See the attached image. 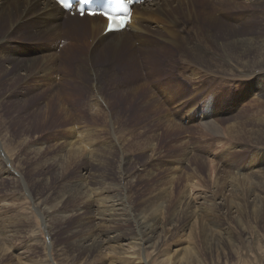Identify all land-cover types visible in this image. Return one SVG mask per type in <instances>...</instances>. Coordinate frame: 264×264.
Wrapping results in <instances>:
<instances>
[{
    "label": "rangeland",
    "instance_id": "374dc122",
    "mask_svg": "<svg viewBox=\"0 0 264 264\" xmlns=\"http://www.w3.org/2000/svg\"><path fill=\"white\" fill-rule=\"evenodd\" d=\"M201 1L194 0L199 9ZM206 8L215 19L216 6ZM242 9L238 24L229 17L239 11L219 24L193 19L207 43L198 48L200 63L184 47L165 48L158 39L167 35L151 22L144 35L157 46L141 52L138 41L122 54L65 47L48 85L0 66L10 68L0 74V264H264V168L248 160L264 156V96L254 85L264 71L248 75L264 64V4ZM86 26L71 34L81 41ZM33 30L19 29L29 41L41 34ZM214 71L233 80L203 78ZM48 105L43 115L30 112ZM37 201L52 210L41 215L32 209ZM148 228L154 247L139 237ZM96 239L101 245L91 252L82 246Z\"/></svg>",
    "mask_w": 264,
    "mask_h": 264
},
{
    "label": "bare ground",
    "instance_id": "6f19581e",
    "mask_svg": "<svg viewBox=\"0 0 264 264\" xmlns=\"http://www.w3.org/2000/svg\"><path fill=\"white\" fill-rule=\"evenodd\" d=\"M223 1H228L229 3H233L231 4V6H228L227 4L223 5L222 7L220 6V4ZM236 1H239L242 3V5L244 7H249L252 4H260L263 3V0H203L201 1L202 5L200 6V9L196 7L194 0H151V2L147 1L144 2L142 4H138V5H133V10L130 16V22L128 24L125 25V28L122 29L121 31L118 32H113V33H108V34H103V30L105 28V21L102 17H89V16H84L83 18H79L76 15H74L73 17H71L67 12L63 11L62 8L53 0H0V66L4 65V62H8V65H11V69H14V72L18 73L17 74V78L18 76H20V72L23 73V75L25 74V77H23V80H27L29 79L28 77H30L33 82L35 84H37L38 86H42L45 83L47 84L49 82V79L47 78L48 73H53L54 72V68L57 69L56 65L59 63V61L57 60V58H55L56 55L61 54L60 52H62V50H65V47H77L78 45H85L88 49L89 48H94L100 52H105V51H111L114 54L118 52V49L123 47L124 45H129L132 46L135 44V42L141 43L140 45V50L142 52V49L144 47H155L157 45H155V41H152L148 38L145 37L144 34H146L147 32H150V26H145V25H149V23L151 22H155L156 23V29L155 31H162L164 32L167 37H161L159 38V42L166 44L167 46L165 48H182L184 47L187 52H189L191 54V56H193V60H195V62H204L205 59H203V53L200 52V49L198 50V48L202 45V44H206V41H204L202 39V37L198 38L196 36V34H198L197 30H198V24L196 25L195 22L193 21V19H199V20H208V22H210L211 24L213 23H221L224 21V14H231L230 12L233 11H239L238 13H234L231 14L232 16L229 17V19L231 20L230 24H238V22L240 20H244L243 18V12L241 10H243V6L240 4H234L236 3ZM263 1V2H262ZM210 8L213 7L216 8L214 9L215 11V15L217 17L214 18H210L209 17V13H208V8H206L207 5ZM217 5H219V7H217ZM228 6V7H226ZM179 8H183L184 10L178 15L174 12L175 9H179ZM240 12H242V14H240ZM245 15V13H244ZM162 16H166V20L165 17ZM161 17L164 19V22ZM222 19V20H221ZM234 19V20H233ZM187 22V26L184 25L185 21ZM233 20V21H232ZM80 21V22H79ZM148 23V24H147ZM76 24L79 25H84L87 24V29L85 31V34L83 35V39L81 41L78 40L77 37H75V34H71L73 31L72 28H75ZM195 24V26H194ZM129 26H132V28H134V34L133 36H130V34L126 33V30L128 29ZM149 27V28H148ZM34 28V30L32 32H36V31H40L41 34H33L32 35V41L29 40H25V36H23L19 29L25 30V29H31ZM258 28V27H257ZM152 30V31H153ZM257 31V30H256ZM264 31V30H263ZM66 32V33H65ZM75 32V31H74ZM182 32H187V34H192L194 33L193 36H191L190 38L186 37H182V38H176V34L179 33L181 34ZM30 33V32H29ZM140 33V34H139ZM65 34V36H64ZM82 34V33H81ZM155 34V33H154ZM262 34V33H261ZM9 36V38H7ZM134 38V39H133ZM254 39V38H253ZM258 39V38H257ZM261 39V38H259ZM263 39V38H262ZM157 40V39H156ZM244 40V39H243ZM256 40V39H254ZM258 41V40H256ZM264 41V40H263ZM130 44H129V43ZM235 42V41H234ZM240 43V42H239ZM259 43V42H258ZM264 43V42H263ZM245 44V43H244ZM247 44V43H246ZM260 44V43H259ZM155 45V46H154ZM258 45V44H257ZM262 45V44H261ZM21 46V47H20ZM143 46V47H142ZM21 48V51L17 50L18 48ZM125 48V47H123ZM161 48V47H159ZM247 48V47H246ZM68 48H66L67 50ZM107 49V50H105ZM132 50V48H130ZM145 49V48H144ZM143 49V50H144ZM255 49V47H254ZM258 49V48H257ZM65 50V51H66ZM93 50V49H92ZM148 50V49H147ZM146 50V51H147ZM256 50V49H255ZM260 50V47L259 49ZM138 51V50H137ZM257 51V50H256ZM261 51H262V47H261ZM110 52V53H111ZM122 52V51H121ZM118 52V53H121ZM144 52V51H143ZM148 53V52H147ZM153 53V52H152ZM41 55V57H34L31 58L32 56L30 55ZM122 54V53H121ZM120 54V56H121ZM129 54V53H128ZM261 54H264L261 53ZM94 55V54H93ZM109 55V54H108ZM118 55V54H117ZM124 55V54H123ZM230 55V54H229ZM233 55V54H232ZM130 56V55H129ZM231 56V55H230ZM238 56V55H235ZM263 56V55H262ZM49 57V58H48ZM78 57V56H77ZM83 57V56H82ZM118 56H116L117 58ZM123 57V56H121ZM227 57V56H226ZM239 57V56H238ZM251 57V56H249ZM88 58V57H87ZM96 58V57H95ZM111 58V57H110ZM133 58L134 55H133ZM192 58V57H190ZM232 58V57H231ZM234 58V57H233ZM253 58V57H252ZM251 58V59H252ZM263 58V57H262ZM86 59V58H85ZM119 59V58H118ZM117 59V60H118ZM127 59V58H126ZM132 59V58H131ZM144 59V58H143ZM156 59V58H155ZM237 59V58H236ZM241 59V58H240ZM250 59V58H249ZM256 59V58H255ZM60 60V58H59ZM84 60V59H83ZM112 60V59H111ZM130 60V59H129ZM229 60V59H227ZM247 60V59H246ZM260 60V58H259ZM88 61V60H86ZM85 61V62H86ZM116 61V60H115ZM159 61V60H158ZM157 61V62H158ZM184 61V59H183ZM235 61V60H234ZM239 61V59H238ZM250 61H253L250 60ZM113 62V61H112ZM123 62V61H122ZM133 62V61H131ZM152 62V61H151ZM155 62V61H154ZM181 62V61H180ZM193 62V63H195ZM231 62V61H230ZM241 62V60H240ZM249 62V61H248ZM255 62V61H254ZM81 63V62H80ZM83 63V62H82ZM106 63V62H105ZM145 63V62H144ZM189 63V62H188ZM192 63V62H191ZM246 63V62H245ZM264 63V62H263ZM84 64V63H83ZM91 64V63H90ZM107 64V63H106ZM154 64V63H152ZM232 64V63H230ZM247 64V63H246ZM252 64V63H251ZM250 64V65H251ZM80 68L83 67V65L79 64ZM170 65V64H169ZM235 65V64H234ZM239 65V64H238ZM237 65V66H238ZM249 65V64H248ZM254 65V63H253ZM252 65V66H253ZM63 66V65H62ZM61 66V67H62ZM140 66V65H139ZM240 66H246V65H240ZM152 67V66H151ZM162 67V66H161ZM250 67V66H249ZM9 66L6 67V69H8ZM89 68V67H88ZM99 68V67H98ZM101 68V67H100ZM141 69V67H139ZM165 68V67H163ZM175 68V67H174ZM183 68V67H182ZM254 68V67H253ZM3 70L0 68V74H6L4 72H6L7 70ZM10 69V68H9ZM8 69V70H9ZM103 69V68H101ZM150 69V68H149ZM187 69V68H185ZM75 71V70H74ZM89 71V70H88ZM186 71V70H185ZM238 71V70H237ZM264 71V64L262 66V68H258V70L256 71H251L248 72L252 75L255 72H261ZM100 72V71H99ZM98 72V74H100ZM108 72V71H107ZM112 72V71H111ZM10 73V72H9ZM72 73V72H71ZM80 72H75V78H72V76L70 77L72 80H76L78 77L77 76ZM86 73V72H85ZM88 73V72H87ZM92 73V72H91ZM94 73V72H93ZM178 73H181L180 71ZM204 73V72H203ZM217 73H221V72H217L214 71L213 74H209L207 72H205L203 74V78L207 79H214L216 77H218L221 81L222 80H227L228 79H232V76H228L230 74H228L227 76H221L218 75ZM235 73V72H234ZM13 74V72L11 73ZM9 74V75H11ZM82 74V73H81ZM90 74V73H89ZM111 74V73H110ZM191 75H195L194 72L190 73ZM233 74V73H231ZM15 75V74H14ZM22 75V76H23ZM51 75V74H49ZM63 75V74H62ZM86 76L88 74H85ZM182 75V74H181ZM186 75V74H185ZM184 75V76H185ZM234 75V74H233ZM56 79V75L52 74L51 77H53ZM189 76V75H188ZM187 76V77H188ZM237 75H234V77ZM255 76V75H254ZM253 76V77H254ZM33 77V78H32ZM68 77V76H67ZM92 77H95L92 75ZM112 77V76H111ZM190 77V76H189ZM195 77V76H194ZM248 77V76H247ZM14 78V77H13ZM12 78V79H13ZM60 78V77H59ZM191 78V77H190ZM252 78V76H251ZM262 78V77H261ZM264 78V76H263ZM262 78V79H263ZM10 82H12L13 80H10V78H8ZM65 79H67L65 77ZM96 79V78H95ZM110 79V77H109ZM195 79V78H194ZM241 79V78H240ZM253 79V78H252ZM19 80V79H18ZM22 80V79H21ZM62 80V79H61ZM144 80V79H143ZM142 80V81H143ZM190 80V79H188ZM196 80V79H195ZM16 81V80H15ZM30 81V80H29ZM78 81V80H77ZM94 81V80H93ZM193 81V80H192ZM250 81V80H249ZM254 81V80H253ZM14 82V81H13ZM19 82V81H18ZM51 82V81H50ZM96 82V81H95ZM135 82V81H134ZM226 82V84H227ZM231 82V81H230ZM22 83V82H21ZM31 83V82H30ZM212 83V82H211ZM229 83V82H228ZM250 83V82H249ZM60 84V83H59ZM97 83H95L96 85ZM130 84V83H129ZM140 86H143L145 83H140ZM225 84V85H226ZM48 85V84H47ZM88 85V84H87ZM135 85V84H134ZM216 85V84H213ZM228 85V84H227ZM238 85V84H237ZM241 85V84H240ZM254 85L256 87L257 90H259V94L264 96V79L262 81H260L259 79L257 81H254ZM26 86V85H25ZM131 85H128V88ZM217 86V85H216ZM220 86V85H219ZM50 87V86H49ZM228 87V86H227ZM36 88V87H35ZM93 88V87H92ZM97 88V87H96ZM45 89V88H44ZM50 89V88H49ZM141 88H139V86H135L130 88L128 91L129 93L135 94V93H139V90ZM143 89V88H142ZM150 90V89H149ZM228 90V89H227ZM239 90V89H238ZM8 91V90H6ZM61 91V90H60ZM95 91V90H94ZM143 91V90H142ZM31 92V91H30ZM153 92V91H152ZM149 92V93H152ZM10 93V92H9ZM55 93V92H54ZM258 93V91H257ZM147 94V93H146ZM145 94V95H146ZM24 95V94H23ZM30 95V94H29ZM35 95V94H34ZM56 95L58 96L59 94L56 93ZM89 95V93H88ZM144 95V94H143ZM3 98H6V95L3 93ZM92 96V95H91ZM150 97H154L153 95H150ZM17 97V96H16ZM90 97V96H89ZM156 97V96H155ZM154 97V98H155ZM158 97V96H157ZM129 98V97H128ZM96 99V98H95ZM150 101V98H148ZM238 99V98H237ZM245 99V98H244ZM60 100V98H59ZM157 100V98H156ZM107 101V100H106ZM147 101V100H146ZM152 101V100H151ZM150 101V103H151ZM154 101V100H153ZM152 101V102H153ZM160 101V100H159ZM158 101V102H159ZM238 101V100H237ZM21 102V101H20ZM60 102V101H59ZM158 102H155L158 104ZM241 102V101H240ZM3 103V102H2ZM25 103V101L23 100V104ZM243 103V102H242ZM22 104V103H21ZM95 104V103H94ZM105 104V103H104ZM156 104V105H157ZM159 104H161L159 102ZM154 105V102L153 104ZM240 105V104H239ZM36 106V105H35ZM97 106V105H96ZM155 106V105H154ZM158 106V105H157ZM24 107V106H23ZM48 107H40L38 109L30 111L33 115H35L34 112L38 113L39 116L45 114L48 110ZM95 107V106H94ZM101 107V106H100ZM161 107V106H159ZM157 107V108H159ZM33 108V107H32ZM98 108V107H97ZM255 108V107H254ZM17 109H19L17 107ZM98 110V109H97ZM159 111V110H157ZM103 112V111H102ZM163 112V111H162ZM36 114V116L38 115ZM42 117V116H41ZM168 116H166L167 118ZM165 118V119H166ZM230 118V117H229ZM1 119V117H0ZM20 119V118H19ZM120 119V118H119ZM170 119V118H169ZM214 121V120H213ZM224 121V120H223ZM229 121V120H228ZM157 122V121H156ZM165 122V121H162ZM167 122H170L167 121ZM207 120L204 121V123H206ZM209 122V121H208ZM257 122V121H256ZM216 123V122H215ZM164 124V123H163ZM168 124V123H167ZM170 124V123H169ZM176 124V122H175ZM221 124V123H220ZM232 124V123H231ZM179 125V124H178ZM206 125V124H205ZM219 125V124H218ZM224 125V124H222ZM221 125V126H222ZM227 125V124H226ZM212 126V125H211ZM230 126V125H229ZM20 127V126H19ZM22 127V126H21ZM202 128V127H201ZM213 128V127H212ZM236 128V127H235ZM24 130V129H23ZM191 130V129H190ZM215 130V129H214ZM121 131V130H120ZM124 131V130H123ZM110 132V131H109ZM240 133V135H236V136H245L244 133L241 134L240 131H238ZM7 133V132H6ZM66 133V132H65ZM120 133V132H119ZM122 133V132H121ZM224 133V132H223ZM232 134V132H230ZM257 133V132H256ZM256 133H254L253 135H255ZM124 134V133H123ZM215 134V133H214ZM259 134V132H258ZM2 136H0V151L1 146H2V141L5 139L6 135L5 134H1ZM247 135L250 139H252V128L250 130L247 131ZM9 136V135H8ZM80 136V135H79ZM256 136V135H255ZM258 136V135H257ZM262 136V135H261ZM264 137V136H263ZM19 138V137H17ZM124 139V138H123ZM222 139V138H221ZM14 140V139H13ZM260 140V139H259ZM86 141V140H85ZM23 142V139H22ZM104 142V141H103ZM198 142V141H197ZM19 143V142H18ZM21 143V142H20ZM103 144V143H102ZM133 144V143H132ZM206 144V143H205ZM87 146V145H86ZM110 146V145H109ZM202 146V145H201ZM262 146V145H261ZM260 146V147H261ZM101 147V146H100ZM108 147V146H107ZM208 148V147H207ZM231 148V147H230ZM233 148V147H232ZM77 149V148H74ZM80 149V148H79ZM78 149V150H79ZM85 149V148H84ZM199 149V147H198ZM215 149V148H214ZM259 149V148H258ZM188 150V149H187ZM203 150V149H202ZM205 150V149H204ZM228 150V149H227ZM207 151V150H206ZM3 152V151H2ZM86 152V151H85ZM209 152V151H208ZM262 155H264V151H262ZM87 153V152H86ZM98 153V152H97ZM6 154V153H5ZM4 154V155H5ZM67 154V153H66ZM250 155V154H249ZM6 156V155H5ZM188 156V155H187ZM7 157V156H6ZM192 157V156H191ZM250 157V156H249ZM255 157H257V155L255 154ZM253 155L251 156L249 160L251 166H254V164H258V169L261 170L262 168H264V156L262 158H260V160L256 159ZM228 158V157H227ZM98 161V160H97ZM247 161V160H246ZM95 163V162H94ZM243 163V162H242ZM152 164V163H151ZM227 164V163H226ZM39 165V164H38ZM260 165V166H259ZM191 166V165H190ZM242 166V165H241ZM250 166V165H249ZM120 167V166H119ZM247 168V167H246ZM237 169V168H236ZM245 169V168H244ZM243 169V170H244ZM257 169V168H256ZM246 171V170H245ZM238 172V171H237ZM236 172V173H237ZM18 173V172H17ZM55 173V172H54ZM240 173V172H239ZM8 174V173H7ZM20 174V173H19ZM89 174V173H88ZM95 174V173H93ZM117 175V174H116ZM135 175V174H134ZM250 175V174H249ZM248 175V176H249ZM56 176V175H55ZM252 175H250L249 177H251ZM121 177V176H120ZM129 177V176H128ZM248 178V177H247ZM235 179V177H234ZM243 180V179H242ZM240 180V181H242ZM245 180V179H244ZM251 180V179H249ZM238 181V180H237ZM248 181V180H247ZM246 182V181H245ZM249 182V181H248ZM252 182V180H251ZM2 184V183H1ZM249 184V183H248ZM26 185V184H24ZM130 185V184H129ZM250 185H248L249 187ZM201 187V186H200ZM255 187V186H254ZM261 187V186H260ZM263 187V186H262ZM68 188V187H67ZM250 188V187H249ZM192 189V188H191ZM102 190V189H101ZM254 190V189H253ZM258 190V189H257ZM71 191V190H70ZM116 191V190H115ZM243 191V190H242ZM260 191V190H259ZM123 192V191H122ZM28 193V192H27ZM119 193V192H118ZM157 193V192H156ZM159 193V192H158ZM257 193V192H256ZM160 194V193H159ZM162 194V193H161ZM246 194V193H245ZM116 195V194H115ZM119 194H117L118 196ZM252 194H249V196ZM258 194H256L257 197ZM122 196V195H121ZM259 196V195H258ZM159 197V196H158ZM162 197V196H161ZM55 198V197H54ZM60 198V197H59ZM104 198V197H103ZM115 198V197H114ZM160 198V197H159ZM251 198V197H250ZM162 199V198H161ZM160 199V200H161ZM253 199V198H252ZM125 200V199H124ZM158 200V201H160ZM255 200V199H254ZM36 201V200H35ZM65 200H63L64 202ZM100 201V200H99ZM201 201V200H200ZM60 202V201H58ZM102 202V201H101ZM116 202V200H115ZM53 203V202H52ZM122 203V202H121ZM55 204V203H54ZM159 204H161V202H159ZM58 205V203L56 204ZM54 205V207L56 206ZM9 206V205H8ZM57 207V206H56ZM55 207V208H56ZM61 207V206H59ZM58 207V208H59ZM114 207V206H113ZM223 208V207H222ZM32 209H34L35 211H37L38 213H40L41 215L46 212H48V210H50L51 208L45 204H42V201H37L36 203L34 202L32 204ZM112 209V208H111ZM216 209V208H215ZM52 210V209H51ZM50 210V211H51ZM106 210V209H105ZM110 210V209H109ZM115 212V211H114ZM51 213V212H50ZM53 215V214H52ZM143 216V215H142ZM49 218V217H47ZM98 219V218H97ZM43 220V226L46 228L47 230V224L45 221V218L42 219ZM47 226V227H46ZM138 226L141 228H144L146 226V224H144L143 221H139L138 222ZM160 231V230H159ZM215 232V231H214ZM146 233V238L143 235H140L139 237H141V240L144 244L149 245V247H154V243L150 244V239L151 237L156 234V231L150 230L149 228L145 231ZM137 237H138V233H137ZM156 238H159V235L156 236ZM35 240V239H34ZM155 242V241H154ZM101 245V243L96 239V240H92L90 242H84L83 243V247H86V249H89L90 247V252L91 250L96 249L97 247H99ZM143 246V245H142ZM141 250V249H140ZM143 250V249H142ZM187 251V250H186ZM98 252V251H97ZM84 261V260H83ZM53 262V261H52ZM144 263V262H143ZM147 264V263H146Z\"/></svg>",
    "mask_w": 264,
    "mask_h": 264
},
{
    "label": "snow or ice",
    "instance_id": "6c2138e0",
    "mask_svg": "<svg viewBox=\"0 0 264 264\" xmlns=\"http://www.w3.org/2000/svg\"><path fill=\"white\" fill-rule=\"evenodd\" d=\"M58 2L61 3V4H64V3L67 2V0H58ZM88 2H89V0H79V3H80L81 5L87 4ZM80 11H81V13L84 12L83 7L80 9ZM89 14H92V13H89ZM106 18H107L109 21L112 22V23L109 24V30H113V23L116 22L115 18L112 17V16H107ZM129 20H130V17L120 19V20H119V27L122 28L123 26H125V25L129 22Z\"/></svg>",
    "mask_w": 264,
    "mask_h": 264
}]
</instances>
